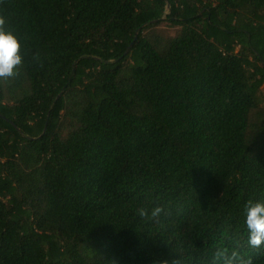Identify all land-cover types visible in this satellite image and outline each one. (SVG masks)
<instances>
[{
    "label": "trees",
    "instance_id": "1",
    "mask_svg": "<svg viewBox=\"0 0 264 264\" xmlns=\"http://www.w3.org/2000/svg\"><path fill=\"white\" fill-rule=\"evenodd\" d=\"M0 16L24 58L0 82V264H264L244 212L264 200V0H0Z\"/></svg>",
    "mask_w": 264,
    "mask_h": 264
},
{
    "label": "clouds",
    "instance_id": "2",
    "mask_svg": "<svg viewBox=\"0 0 264 264\" xmlns=\"http://www.w3.org/2000/svg\"><path fill=\"white\" fill-rule=\"evenodd\" d=\"M21 47L17 34L6 25L5 18L0 16V82L15 79L20 74L19 69L24 63ZM32 59L39 62V53L33 54ZM244 212L249 232L248 244L250 247L258 248L264 244V200H249L245 205ZM162 213L168 214L162 206L152 208L150 217L147 209L143 207L138 209V215L141 218L158 219ZM153 264H184V262L181 258L173 256L171 261L155 259ZM213 264H252V261L251 258L247 260L239 258L236 252L228 255L227 250H218Z\"/></svg>",
    "mask_w": 264,
    "mask_h": 264
},
{
    "label": "rangeland",
    "instance_id": "3",
    "mask_svg": "<svg viewBox=\"0 0 264 264\" xmlns=\"http://www.w3.org/2000/svg\"><path fill=\"white\" fill-rule=\"evenodd\" d=\"M167 25H168L167 22L165 21L161 22L157 26L148 30V34L152 35L153 33H156V34L158 33L160 34V38H161V37H164L166 33H174L175 29ZM145 33H147V31H145ZM21 87H22L21 84L14 85L13 80H12L11 82H8V85H6L5 92L8 97H11L13 96V94H17L19 90L21 89ZM259 101L261 104V111H264V86L261 89Z\"/></svg>",
    "mask_w": 264,
    "mask_h": 264
},
{
    "label": "water",
    "instance_id": "4",
    "mask_svg": "<svg viewBox=\"0 0 264 264\" xmlns=\"http://www.w3.org/2000/svg\"><path fill=\"white\" fill-rule=\"evenodd\" d=\"M127 52V51H126Z\"/></svg>",
    "mask_w": 264,
    "mask_h": 264
}]
</instances>
